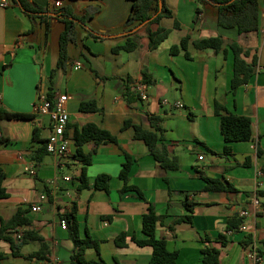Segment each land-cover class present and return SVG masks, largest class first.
<instances>
[{
	"label": "crops",
	"instance_id": "crops-1",
	"mask_svg": "<svg viewBox=\"0 0 264 264\" xmlns=\"http://www.w3.org/2000/svg\"><path fill=\"white\" fill-rule=\"evenodd\" d=\"M33 1L57 8L55 0ZM60 1L61 6H71L78 15L92 11L93 17L86 25L78 23L77 28L81 26L83 32L78 35L77 30V40L69 45V63L54 77L56 93L68 96V153L57 159L47 152L36 161L33 155L48 140L52 125L49 115L35 113L34 107L41 81L57 64L59 42L58 48L52 42L56 36L60 38L64 23L49 18L51 25L47 29L45 21L37 18L34 23L13 0H0V107L34 114L32 119H0V136L6 137L0 142V168L5 173L3 185L9 192L8 197L0 199V227L1 219H10L19 207L28 208L31 223L6 234L20 237L25 230H37L50 248L47 258L73 264L76 246L61 221L62 215L76 205L81 236L89 234L100 241L99 250L87 249V259L97 264H148L152 246L138 245L133 237H145L143 214L153 203L162 215L157 236L167 241L170 250L179 251L176 264H204L205 245L220 250L221 264H264V256L256 260L251 254L254 249L264 250V195L257 194L264 190V154L258 153L259 146L264 151V0H259V28L244 33L219 26L214 4H205L195 23L196 0H166L173 17H163L159 23L135 30L126 25L132 0ZM97 7L100 9L94 12ZM176 19L180 28L174 26ZM160 25L171 28V33L156 49H150L148 31ZM33 27L35 30L31 31ZM89 30L103 38L88 35ZM185 35L191 36L190 59L183 52H170L171 45ZM218 35L225 40L227 53L213 48L197 49L192 43ZM129 37L136 39V48L113 51L115 46L126 44ZM231 40L251 50L245 56L248 62L254 55L258 57L250 80L235 91L231 90ZM145 67L153 76L149 84L143 80ZM138 84L144 85L148 98L140 97L130 104L127 87L137 91ZM88 100H95L100 109L82 110V102ZM217 101L226 110L217 113ZM227 111L251 117V140H225L220 123L221 114ZM152 115L162 118L164 138L159 145L171 157L178 158V169L162 167L146 142L135 138L134 127H125L131 119L154 130ZM88 123L107 129L117 136L118 142L84 143L83 152L91 156V162L84 164L75 156V133ZM126 154L134 159L130 183L138 186L145 198L134 190L121 192L124 181L120 172ZM83 167L89 182L81 188ZM103 173L111 177L109 190L95 186L96 177ZM203 175L230 183L237 191L206 190ZM187 198L194 203L193 222H176L187 211ZM34 205H41L42 209L33 211ZM241 210L249 212L243 217L245 228L227 232L228 220L241 217ZM123 231L127 234L126 245L119 246L115 239ZM224 232L229 236L226 245L218 240ZM248 235L253 240L246 246L243 241ZM206 236L212 240L203 242ZM40 247L37 240L22 243L21 254L15 255L10 242L0 236V264H39L42 259L35 254Z\"/></svg>",
	"mask_w": 264,
	"mask_h": 264
},
{
	"label": "trees",
	"instance_id": "trees-1",
	"mask_svg": "<svg viewBox=\"0 0 264 264\" xmlns=\"http://www.w3.org/2000/svg\"><path fill=\"white\" fill-rule=\"evenodd\" d=\"M17 3L23 11L28 14L36 23L37 18L46 22L47 29L50 28L51 21L49 18L60 20L64 23V29L59 38V58L56 66L51 70L49 76L41 81L39 85V91L44 89L47 99L54 104V98L56 95V86L54 77L58 70L66 68L69 63V45L77 40V25L82 23L84 25L93 17V12L87 10L84 14L78 15L73 8L69 5L60 6L55 9L43 7L35 3L33 0H13ZM163 2V7L160 10L159 3ZM133 7L126 20V25L129 29H133L137 26H147L152 23H159L163 17H173V11L168 7L166 0H132ZM198 7L194 18L195 23L199 22L204 9L205 4H214L217 7V21L218 25L224 28H236L239 33L250 32L259 28V0H196ZM100 8L97 7L94 12H97ZM157 13L156 16H154ZM176 28L181 27V23L176 19L174 22ZM140 27V28H141ZM35 28L31 31H34ZM171 33V28L159 26L156 30H149V48L156 49L163 41H165ZM88 35L102 39L101 34L96 33L93 30H89ZM191 43V36L185 35L181 38L179 43L171 45L170 52L173 55L180 54L181 52L187 58H192V54L189 51V45ZM193 45L197 49L213 48L217 52H228V48L224 47L225 40L221 35L210 36L192 41ZM229 48L234 55V72L231 78V90L235 91L242 84L247 83L251 76L256 71L258 63V57L253 56V60L248 62L245 56H249L250 49H245L238 41L231 40L228 42ZM137 47V41L134 38H128L126 44L117 45L113 48L114 52H119L121 49L133 50ZM6 67V65H5ZM144 82L149 84L153 81V76L145 67L143 70ZM43 83H46L43 87ZM127 101L131 104L137 98H140V93H137L131 87H127L126 93ZM215 110L217 113H221L222 110H226L225 105L220 102H216ZM82 110H99L100 107L96 104L95 100L84 101L81 104ZM34 114L26 112H17L8 110L5 107H0V119H32ZM161 116L152 115L150 121L154 130L144 128L141 124L133 123L131 119L125 122V127H134V136L137 139H142L149 147L151 154L166 170L178 169L180 167L179 160L176 156L171 157L166 148L160 147L159 141L164 138V127L161 124ZM221 132L227 142L232 141H245L253 138L252 119L248 115L237 114L233 112H226L221 114ZM6 137L0 136V142L4 141ZM94 140L97 143L100 142H118L117 136L112 134L107 129L101 128L94 123H88L83 126L81 131H76L75 142L77 144L76 158L84 164L91 162V156L83 152L82 146L84 143ZM226 151L230 150V145H226ZM47 140L42 143L40 148L33 158L36 161L42 160L43 156L47 153ZM259 155H263L264 151L259 146ZM133 157L126 154V161L123 163L120 177L124 181V185L121 189L122 193L130 190H134L142 198H145L143 191L136 185L130 183V170L133 164ZM85 167L81 172L79 180L81 181L80 187H86L88 185V178L86 176ZM264 174V166L262 168ZM5 173L0 168V199L9 196L7 188L3 185V179ZM206 181V190H225V191H237V188L230 183H225L219 178L202 176ZM110 175L100 174L96 177L95 186L99 189L109 190ZM258 195H264V190H259ZM186 207V213L176 218V222L188 221L193 222L194 203L188 198L184 200ZM29 209L19 207L14 215L8 219H1L0 236L8 240L11 244L13 253L15 255L21 254L20 245L29 241H40L41 247L36 252L35 256L39 259H47L46 253L49 252V246L45 243L44 237L37 230H25L20 237H13L6 234L7 231L17 230L21 226L29 225L31 223L30 217L27 215ZM63 219L67 221V229L69 236L74 241L76 249L72 254L73 264H97V261L89 260L86 258L85 253L89 248L100 249V241L94 239L91 235L82 237L80 234L79 221L76 215V205L68 212L62 215ZM162 219V215L158 214L156 207L153 203H150L147 211L143 214L142 230L145 235L143 238L133 237L134 241L141 246L150 245L153 248L151 260L148 264H176L179 257L178 250H170L167 247V241L164 238L157 236V226ZM243 217H231L228 220L226 230L236 231L243 223ZM127 234L125 231L121 232L116 237V243L119 246L126 245ZM203 242L207 243L211 241L210 236L203 237ZM218 240L222 245H226L229 242V236L226 232L220 233ZM252 235H248L244 239V244L247 246L252 242ZM264 242V240H263ZM203 263L204 264H221L220 250L215 247L205 245L202 248ZM260 257L264 256V250H259ZM120 264V263H118Z\"/></svg>",
	"mask_w": 264,
	"mask_h": 264
},
{
	"label": "built area",
	"instance_id": "built-area-1",
	"mask_svg": "<svg viewBox=\"0 0 264 264\" xmlns=\"http://www.w3.org/2000/svg\"><path fill=\"white\" fill-rule=\"evenodd\" d=\"M55 5L57 7L61 6L60 0H55ZM136 90L140 93L143 99H147L148 96L144 89V85L138 84L136 86ZM67 99L68 96L65 94H57L54 98V104L52 105L51 102L47 99L44 89L39 91L37 101L35 103V113L39 114H47L50 117L51 125H52V132L47 140V151L50 153L55 154L57 159H60L67 155L68 153V145L69 139L66 137L65 132L66 128L70 121V113L67 109ZM177 105L183 106L182 103H178ZM203 158V155H200V159ZM34 173V170H31ZM67 179H71L70 176L66 177ZM42 199L46 198V195H41ZM42 209L41 205H34L32 206L33 211H40ZM249 214L246 210H241L239 215L241 217H245ZM61 225L64 228H67V221L66 219H62ZM240 228H245V224L242 223ZM256 260H261L256 249H254L251 253ZM39 264H61L56 258H47L42 259Z\"/></svg>",
	"mask_w": 264,
	"mask_h": 264
},
{
	"label": "rangeland",
	"instance_id": "rangeland-1",
	"mask_svg": "<svg viewBox=\"0 0 264 264\" xmlns=\"http://www.w3.org/2000/svg\"><path fill=\"white\" fill-rule=\"evenodd\" d=\"M56 25L63 26V24H61V23H58ZM77 30H78V35H81V33L83 32V28L81 26H78ZM58 42H59V39L56 36V40L54 42H52L54 44V48L55 47L58 48Z\"/></svg>",
	"mask_w": 264,
	"mask_h": 264
},
{
	"label": "water",
	"instance_id": "water-1",
	"mask_svg": "<svg viewBox=\"0 0 264 264\" xmlns=\"http://www.w3.org/2000/svg\"><path fill=\"white\" fill-rule=\"evenodd\" d=\"M159 6H160L159 9L161 10L162 7H163V2H162V1H160ZM156 15H157V13H156L154 16H156ZM139 26H140V25H139ZM139 26L135 27L133 30L137 29Z\"/></svg>",
	"mask_w": 264,
	"mask_h": 264
}]
</instances>
